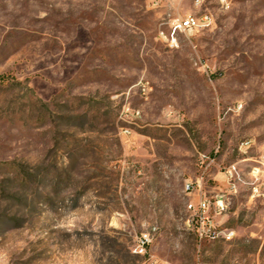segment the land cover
<instances>
[{
	"label": "rangeland",
	"instance_id": "374dc122",
	"mask_svg": "<svg viewBox=\"0 0 264 264\" xmlns=\"http://www.w3.org/2000/svg\"><path fill=\"white\" fill-rule=\"evenodd\" d=\"M1 75L0 264H264V0H0Z\"/></svg>",
	"mask_w": 264,
	"mask_h": 264
},
{
	"label": "built area",
	"instance_id": "2783aa9c",
	"mask_svg": "<svg viewBox=\"0 0 264 264\" xmlns=\"http://www.w3.org/2000/svg\"><path fill=\"white\" fill-rule=\"evenodd\" d=\"M206 0H197L198 5H202ZM213 24V17L205 13L201 16V23H194V15H189L185 20L177 19L173 22V35L177 30L188 31V32H198L203 29L209 28ZM162 37L165 38L164 33H161ZM172 43H175L174 38ZM229 173L232 175L233 171L230 170ZM188 190H191V186H187ZM189 210L191 212V217L188 220L189 225H193L196 228V234L198 238L203 240H217L219 238H225L226 240H231L234 238L236 232L229 229H221L211 215L212 212L221 214L225 210V202L222 197L216 198L212 201L204 196L200 198L197 203H190ZM149 239L144 237L140 239L134 252L139 255L147 254V246Z\"/></svg>",
	"mask_w": 264,
	"mask_h": 264
},
{
	"label": "bare ground",
	"instance_id": "6f19581e",
	"mask_svg": "<svg viewBox=\"0 0 264 264\" xmlns=\"http://www.w3.org/2000/svg\"><path fill=\"white\" fill-rule=\"evenodd\" d=\"M194 23H201V16L194 15Z\"/></svg>",
	"mask_w": 264,
	"mask_h": 264
},
{
	"label": "trees",
	"instance_id": "16d2710c",
	"mask_svg": "<svg viewBox=\"0 0 264 264\" xmlns=\"http://www.w3.org/2000/svg\"><path fill=\"white\" fill-rule=\"evenodd\" d=\"M6 77L4 75L0 76V81H3Z\"/></svg>",
	"mask_w": 264,
	"mask_h": 264
}]
</instances>
